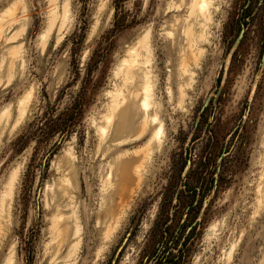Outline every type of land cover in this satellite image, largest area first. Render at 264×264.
<instances>
[{
  "label": "rangeland",
  "instance_id": "374dc122",
  "mask_svg": "<svg viewBox=\"0 0 264 264\" xmlns=\"http://www.w3.org/2000/svg\"><path fill=\"white\" fill-rule=\"evenodd\" d=\"M191 3L0 0V264H264V0Z\"/></svg>",
  "mask_w": 264,
  "mask_h": 264
},
{
  "label": "trees",
  "instance_id": "16d2710c",
  "mask_svg": "<svg viewBox=\"0 0 264 264\" xmlns=\"http://www.w3.org/2000/svg\"><path fill=\"white\" fill-rule=\"evenodd\" d=\"M114 15L117 17V11ZM121 26L119 21L116 20L113 30L120 29ZM85 104V101L81 98L74 99L62 110L56 112L53 105L46 103L28 124L25 132L16 138L14 144L18 143V149H20L29 141L34 140L36 141L34 146L36 150L39 146L46 145L54 137L63 138L68 136L80 123Z\"/></svg>",
  "mask_w": 264,
  "mask_h": 264
},
{
  "label": "bare ground",
  "instance_id": "6f19581e",
  "mask_svg": "<svg viewBox=\"0 0 264 264\" xmlns=\"http://www.w3.org/2000/svg\"><path fill=\"white\" fill-rule=\"evenodd\" d=\"M193 4H195L198 12H201V13L207 12L206 17L207 19L210 18L208 14V7L210 4V0H192L191 7L193 6ZM140 71H143V69H140ZM136 91H137V88L134 87V89L130 92L131 98H133L134 102H136V99H137V102L139 103L140 108L143 110L144 114L149 117V122L155 125L152 131L151 139L154 141H159L161 131H162V123L159 122L158 112H153L150 114V110L152 108L151 100H152V94H153L152 84H145V85L144 83L141 84L140 91L142 95L140 97H138V94ZM145 128L146 126L142 125L140 132L142 133L145 130ZM135 159L136 157L132 158L130 162L132 163ZM130 162L128 161V163ZM137 167H142V165L139 164V166ZM137 171L139 173V169ZM128 180H129V177L127 176V174H125L123 178H121L117 184L118 186L123 187L122 190H125Z\"/></svg>",
  "mask_w": 264,
  "mask_h": 264
},
{
  "label": "snow or ice",
  "instance_id": "6c2138e0",
  "mask_svg": "<svg viewBox=\"0 0 264 264\" xmlns=\"http://www.w3.org/2000/svg\"><path fill=\"white\" fill-rule=\"evenodd\" d=\"M223 163V162H222Z\"/></svg>",
  "mask_w": 264,
  "mask_h": 264
}]
</instances>
